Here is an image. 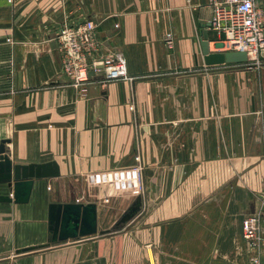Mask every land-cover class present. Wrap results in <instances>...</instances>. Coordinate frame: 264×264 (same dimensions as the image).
I'll return each mask as SVG.
<instances>
[{
  "label": "crops",
  "instance_id": "1",
  "mask_svg": "<svg viewBox=\"0 0 264 264\" xmlns=\"http://www.w3.org/2000/svg\"><path fill=\"white\" fill-rule=\"evenodd\" d=\"M79 16L127 78L72 85L55 37ZM212 16L211 0H0V141L13 163L60 171L35 179L28 202L0 201V264H248L242 220L253 213L264 262V68L207 65L204 30L220 51ZM141 189L117 239L146 248L102 251L89 236L46 245L50 202L95 203L101 230L105 205L127 207Z\"/></svg>",
  "mask_w": 264,
  "mask_h": 264
},
{
  "label": "built area",
  "instance_id": "2",
  "mask_svg": "<svg viewBox=\"0 0 264 264\" xmlns=\"http://www.w3.org/2000/svg\"><path fill=\"white\" fill-rule=\"evenodd\" d=\"M211 2L210 27L216 32L220 51H245L249 57L264 49V0ZM95 29L96 24L90 18L69 17L61 23L55 37L61 53L62 72L82 92L86 91L93 75H102L107 81L128 77L125 60L120 54L99 53ZM245 225L249 236L253 226Z\"/></svg>",
  "mask_w": 264,
  "mask_h": 264
},
{
  "label": "water",
  "instance_id": "3",
  "mask_svg": "<svg viewBox=\"0 0 264 264\" xmlns=\"http://www.w3.org/2000/svg\"><path fill=\"white\" fill-rule=\"evenodd\" d=\"M202 53L204 62L210 66L223 64H240L248 61L245 51H210L206 30L202 36ZM8 139L0 141V182L7 184L9 193L0 195V201L26 203L29 201L35 179L51 178L60 175L56 161L13 163L5 146ZM141 196H137L122 213L111 228L98 230L97 205L93 202H50L48 204L47 228L48 241L56 244L68 239L104 234L121 229L140 210ZM26 247L19 252L28 251Z\"/></svg>",
  "mask_w": 264,
  "mask_h": 264
},
{
  "label": "rangeland",
  "instance_id": "4",
  "mask_svg": "<svg viewBox=\"0 0 264 264\" xmlns=\"http://www.w3.org/2000/svg\"><path fill=\"white\" fill-rule=\"evenodd\" d=\"M261 68H264V49H261L260 51H258L256 54H253V56L251 58L248 59L247 62L245 63H240V64H236L234 65L233 68L234 70H243V69H249L251 71L254 72H258ZM133 181V180H132ZM132 183L130 184V186L128 187H124L123 189H121L117 195L119 196L120 193H124L126 191H131L134 190L132 189ZM48 191H51L49 189L46 190V193H43L44 195H47ZM123 196H125L124 194H122ZM137 196H141L142 201L145 199V192L144 189L139 192V194ZM118 198V197H117ZM121 198V197H120ZM122 201L119 202L120 200H116L113 202H108L105 206V214L100 213V217H99V228L100 229H106V228H111L114 223L118 220V218L122 215V213L128 208V206L132 203H129L127 207H125V200L121 199ZM104 211V210H103ZM130 221V220H129ZM129 221H127L124 226L117 230V231H111L108 233H104V234H99L96 233L94 235L89 236L91 238L90 241H93L96 246L98 247V245H100L101 250H115V248H119V249H127L130 250L132 247L133 249L139 248V247H144L146 248V244L143 245H137V246H133L131 241L127 240V241H123L119 238V236H123V232L125 229H128L130 226ZM260 220H259V216L257 214H250L248 216H245L242 220V238L245 242V246L249 251V263L248 264H264L263 260H262V253H261V233H260ZM245 223H248L250 225L253 226L252 229V234L247 236V229L245 228ZM122 230V231H121ZM129 236V235H128ZM135 244V243H134ZM124 259V258H123ZM135 259V258H134ZM147 259V263L148 264H160V257H149V258H139L140 262L142 260H146ZM126 261H129V263L127 264H131L130 261H133V259L131 260V258L125 259ZM118 261L119 258H118ZM116 259L114 256H108L106 258V264H115ZM143 264V263H141Z\"/></svg>",
  "mask_w": 264,
  "mask_h": 264
},
{
  "label": "bare ground",
  "instance_id": "5",
  "mask_svg": "<svg viewBox=\"0 0 264 264\" xmlns=\"http://www.w3.org/2000/svg\"><path fill=\"white\" fill-rule=\"evenodd\" d=\"M252 57V54H249V58Z\"/></svg>",
  "mask_w": 264,
  "mask_h": 264
}]
</instances>
